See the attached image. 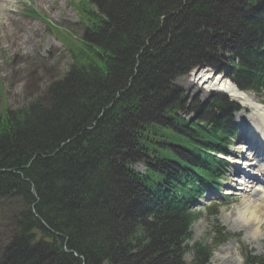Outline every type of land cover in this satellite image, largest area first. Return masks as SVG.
<instances>
[{
	"label": "trees",
	"instance_id": "trees-1",
	"mask_svg": "<svg viewBox=\"0 0 264 264\" xmlns=\"http://www.w3.org/2000/svg\"><path fill=\"white\" fill-rule=\"evenodd\" d=\"M227 1L235 0L75 4L86 32L65 33L74 67L49 87V104L39 100L0 116V199L14 197L22 205L0 264H39V255L54 257L47 264H173L188 250L195 252L193 264H206L228 234L214 230L213 246L189 247L200 215L189 207L214 188L225 168L217 153L225 152L234 133L229 112L237 106L215 97L203 114L184 116L186 100L175 80L207 65L242 90L264 92V0H242L245 18L240 14L222 28L226 33L215 32L205 20L222 13ZM28 13L39 16L34 8ZM194 37L203 43L186 63L191 68L166 75L168 63L182 60L180 51ZM193 73L202 78L212 72ZM120 124L127 132L119 140ZM129 135L133 147L126 149ZM116 158L136 209L106 240L100 211L118 190L120 171L110 164ZM142 161L144 173L134 169ZM247 263L264 264V258L251 256Z\"/></svg>",
	"mask_w": 264,
	"mask_h": 264
},
{
	"label": "rangeland",
	"instance_id": "rangeland-1",
	"mask_svg": "<svg viewBox=\"0 0 264 264\" xmlns=\"http://www.w3.org/2000/svg\"><path fill=\"white\" fill-rule=\"evenodd\" d=\"M79 1L0 0L1 117L3 114H8V112L13 110L28 108L39 100L44 101L45 105L49 104L47 103L49 87L55 81L62 79L74 67L76 60L65 43L64 35L66 31L76 34L78 37L85 35L86 25L80 20V14L75 7V4ZM240 2L241 4L237 0L233 2L227 1V4L225 3L227 7H223L222 13L217 12V16L215 12H212L211 15L216 17L207 18L205 22L209 23L208 26L212 27L215 32L224 31L226 33L227 31L225 29L222 30V28L229 29L232 27L234 18L243 13L242 7L244 3H242V0ZM30 5L34 6L45 19L29 16L26 10L29 9ZM12 16L14 18H11ZM241 18L244 19L245 17L242 16ZM48 23L56 24L64 30H60L58 33ZM224 39L225 35H223L222 41ZM201 43L198 41V38L194 37V43L188 49L180 51V56L184 61L180 60L179 62L173 61L168 63L169 69L166 75L173 72L186 71L188 68H191L186 63L194 59L196 52L200 53L198 49ZM172 66L174 69L170 70ZM196 68L198 67H193V69L178 76L175 80L186 100L184 116L193 117L203 114L201 109L206 103H211L215 94L219 95L217 96L218 98L225 97L230 103H234L237 106V110L229 112L236 135L231 140V145L227 150L229 152L228 168L222 175L219 185L192 207L201 211V217L192 225V235L188 245L192 247L193 244L200 241L211 244L214 239L212 230L218 225L224 227L228 232L234 234V236L215 247L213 255L207 260L206 264H246L245 257L242 255V252L246 249L247 252L251 251L264 257V227H262L264 225V212L259 215L260 218L256 222L246 223L254 202L264 205V199L262 201L258 197V192L262 191L257 187L261 185L260 181L264 178V147L261 146V149L259 148V145L263 141L258 139L257 135L255 136L258 139L257 141L251 140L252 134H250V129L245 126V123L239 121V118L242 119L241 114H243L242 116H247L251 114V111L238 105L229 97L228 91L223 81H221V75L216 77L211 73L209 76L198 78L193 73L194 70L200 73L205 69L219 73L218 70H214L211 66L207 65H203L198 69ZM251 93H249L248 99L253 98L259 104L260 102L264 104V92L260 94ZM157 107V103L154 101L150 107L154 117L158 113ZM216 111H218V114L223 113L227 115V112L224 110V112L220 109H216ZM120 126L119 136H117L119 140L127 132L123 133L127 128L126 125L122 126L120 124ZM254 133L257 134L256 132ZM122 145L126 149L133 147L130 135L124 143L122 142ZM251 152L253 156L250 155ZM259 161L262 163V166L258 167ZM117 162H119L118 158L112 160L110 164L115 170L120 171H117L119 177H116L120 180L119 183H116L118 190L114 193V198L110 197V201L105 204L107 207L102 208L100 211L103 214V216L101 215L103 224L107 228L106 233H102L106 240L116 234V228L119 229L121 227L118 226L121 219L126 222L131 220L132 214H134L133 210L136 209L135 204H132V201L128 199L127 181H125L126 178L121 174V168H119ZM145 167L146 163L143 161L134 165V169L141 172L145 170ZM243 173H246V175ZM229 174H233L235 178L237 177V181L229 180ZM247 175L253 178L250 179ZM111 178L114 179V176ZM234 185L240 188L231 189ZM255 190L257 194L251 197L249 195L250 191ZM248 195L250 196L249 199L247 198ZM262 197H264V192ZM123 198H127L125 206H121L120 204ZM234 198H236V201H233ZM16 202L17 200L14 197L0 199V252L7 241L12 238L17 227L15 220L21 211L22 205H18ZM211 202L220 204L219 213L216 216H211L205 208ZM93 224L97 228L96 223ZM109 225L111 226L109 227ZM117 255L120 256L119 253ZM194 257V251L189 250L186 251L180 261H171L193 264V262H196ZM53 259H46L43 255H39L37 263L47 264V262H55ZM129 262L132 261L130 260ZM140 262L142 261L140 260ZM162 262L166 261L162 260ZM174 262L172 263L174 264ZM119 263L125 264L124 260L121 259Z\"/></svg>",
	"mask_w": 264,
	"mask_h": 264
},
{
	"label": "bare ground",
	"instance_id": "bare-ground-1",
	"mask_svg": "<svg viewBox=\"0 0 264 264\" xmlns=\"http://www.w3.org/2000/svg\"><path fill=\"white\" fill-rule=\"evenodd\" d=\"M222 78H223V76H222ZM221 81H223V84L225 85V88L228 91L229 97L232 98V100H234L235 102L240 103L242 105V107H244L246 109H249L251 111V114L247 115V116H242L243 114H241V118L242 119L239 118V121L245 123L246 124L245 126L250 129L249 130V131H251L250 134H252L251 140L254 139V141H257L258 139H260V140L263 141L259 145V148L261 149V146L264 147V104L261 103V102L259 104L253 98L248 99L249 92L240 91L237 88H232L231 89V87L227 84L228 83V79L227 78L225 80L221 79ZM230 90H232V91L229 92ZM254 132H256L257 134H255ZM256 135L259 137L258 139L255 137ZM240 147H242V146H240ZM250 155L253 156L252 152L250 153ZM257 166L258 167L262 166V163L259 161V164ZM259 170H260V168H259ZM263 172H264V169H263ZM248 177L250 179L253 178V177H250V176H248ZM228 178H229V180L237 181V177L235 178V176L233 174H229ZM263 179L264 178H262V180L260 181V182H262V185L257 186L258 189L260 191H262V192H258V195H259L258 197H260L262 199V201L264 199V197H262L263 192H264V180ZM232 188L238 189L240 187L234 185V187H231V189ZM256 194H257V191L255 190V191H252V192L250 191L249 195L252 197L253 195H256ZM249 195L247 196L248 199L250 198ZM233 201H236V198H234ZM263 212H264V205H262L260 203H257V202H254L252 210L249 212V215H248V217L246 219L247 220L246 223L256 222L257 219L260 218L259 215H261V213H263ZM262 227H264V225H262Z\"/></svg>",
	"mask_w": 264,
	"mask_h": 264
}]
</instances>
